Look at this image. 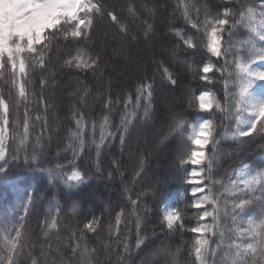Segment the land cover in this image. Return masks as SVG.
<instances>
[{
	"label": "snow or ice",
	"instance_id": "snow-or-ice-1",
	"mask_svg": "<svg viewBox=\"0 0 264 264\" xmlns=\"http://www.w3.org/2000/svg\"><path fill=\"white\" fill-rule=\"evenodd\" d=\"M115 8L109 0H0V76L7 71L15 89L14 100L6 99L0 90V178L10 183L18 199L15 219L4 228L0 264H22L25 250L35 251L28 218L44 200L49 201V208L43 229H56L64 211L86 220L80 234L73 232L70 238L85 242L71 248L69 259L92 264L98 250L88 248L83 233L102 231V218H87L76 199L68 201L65 209L57 195L74 196L93 176H103L105 149L114 148L118 138L122 156L133 128L138 124L155 126L158 88L175 91L184 73L192 74L199 87L186 84L181 90L187 108L164 115L154 146L136 157L132 183L143 180L152 155L178 140L175 157L135 193V199L132 189L124 188L126 203L116 206L119 211L112 208L114 226L109 224L116 247L105 248L116 253V264H131L133 247L142 250L146 242L160 239L155 227L151 238L144 235V225L155 215L164 238L152 255L165 257L166 264H182L181 248L173 251L168 240L177 234L183 237L185 232L194 234L187 248L190 264H264V159L253 161L244 151L264 152V0H221L219 5L214 0H176L173 16L181 23L166 26L165 35L172 39L162 45L159 54L153 51V73L149 75L145 69L123 96L113 99L109 90L98 116H86L74 107L70 116L74 127L67 129L66 143L58 146L51 159L45 155L46 144L51 143V136L45 140L47 119L29 113L40 105L48 111L44 93L55 83L57 71L95 74L101 68L103 54L95 50L93 39L96 24L110 19L122 33L129 31ZM127 13L137 18L131 4ZM145 23L144 36L151 39L155 29ZM53 51L61 53L59 69L51 63ZM76 83L84 106L92 92L86 82L77 79ZM217 84H222V96L217 95ZM188 109L193 110L191 120ZM12 112L15 119H10ZM38 123L42 125L40 134L33 137ZM228 142H234L240 151L233 149L237 158L232 170H225L223 178L217 179L220 161L226 155L223 145ZM93 151L94 163L88 168L85 158ZM122 164L113 155L106 178L114 180V173H119L123 181ZM21 173L33 180H47L43 199L39 191L30 190ZM177 181L183 190L170 200L168 188ZM49 188L57 192L49 196ZM149 199L151 205L146 203ZM130 219L135 226L134 246L122 231ZM224 221H231L230 226ZM43 235L47 237L48 232ZM45 256L42 250L31 257L30 264H45Z\"/></svg>",
	"mask_w": 264,
	"mask_h": 264
},
{
	"label": "trees",
	"instance_id": "trees-1",
	"mask_svg": "<svg viewBox=\"0 0 264 264\" xmlns=\"http://www.w3.org/2000/svg\"><path fill=\"white\" fill-rule=\"evenodd\" d=\"M214 2L219 5L221 0H214ZM109 3L116 5L115 11L121 23L128 25V33H122L118 26L111 22L110 19H104L97 23L93 39L95 50L102 51L103 54L104 62L101 68L95 74L92 72L84 74L75 71H57L55 83L44 93L48 103V111L45 113L42 110L43 106L40 105L36 106L29 113L30 116L40 115L47 119L48 126L45 130V140L47 141L48 136H51V143L46 144L45 155L49 159L57 152L58 146H63L66 143L67 129L74 127V122L70 119L72 109L74 107L79 108L86 116H98L100 115L103 98L107 96L109 90L111 91L113 99L118 95L123 96L125 92L131 91L135 83L144 74L145 69H147L149 75L155 70V66L151 64L153 51L159 54L162 45L167 40L172 39L170 35H165L167 33L166 26L170 23H181V21H177L173 16L176 0H109ZM129 4L136 10V19H133L127 13ZM152 9L155 11L152 12ZM145 22L151 23L155 29L151 39H146L144 36V30L146 28ZM60 62L61 53L53 51L52 65L56 69H59ZM77 79L86 82L92 92V95L88 97L87 103L84 106H81L80 103V94L77 91L79 88V85L76 83ZM186 84H190L193 88L199 87L198 81L193 80L192 74L184 73L181 77L180 87L175 91H170L167 88H158L154 100V107L159 119L155 123V126L151 124H138L136 128H133L122 156H120L118 138L114 141V148L110 151L109 149H105L104 163L106 168L113 155H116L123 161L122 171L125 172L123 181L119 173H114V180L107 179V170L105 168L103 176H93V179L87 185L81 186L80 191L74 196H68L62 193L57 195L58 202L65 209L69 207L68 201L76 199L80 202V206L83 208L84 215L87 218L90 219L92 215L102 218L104 225L102 231L96 234L86 231L83 233L88 248L90 250L93 248L98 250L97 257L92 260V264H97V260L99 264H116V253H110L105 246L109 245L111 248L116 247L114 238H110L109 224L114 226V212L112 208L115 207V210L119 211V207L116 206L126 203L127 194L124 192V188L132 189L133 199H135V193L140 192L155 175L161 172L162 167L166 163H170L174 159L175 151L179 146L178 140L174 141L169 147L163 148L158 154L152 155L148 160V168L143 180L136 184L132 183L133 172L137 164L136 157L140 153H146L154 146L157 138L156 133L164 122V115L170 110H177L182 107L187 108V102L182 100L181 94V90ZM0 90H3L6 99H9V97L13 100L15 99V89L12 87L11 76L7 71L3 76H0ZM35 90L37 93L39 92L38 85ZM215 90L218 96L223 95L222 84H217ZM29 91H32L31 86L29 87ZM32 105H36V101H32ZM120 110H122V105ZM192 111V109H188L190 120L192 118ZM119 114L120 112L117 111V123ZM15 117V112H12L10 119H15ZM19 118L22 123V108ZM87 123H90V121L86 120ZM41 127V124H36L35 130L31 135L35 137L40 134ZM98 135L99 131L97 130ZM223 149L226 155L220 161V171L216 176L217 179L223 178L225 170H232V165L237 158L233 153V149H235L234 142L225 143ZM29 151H31V147H29ZM239 151V149H235L236 153ZM244 151L250 153V158L253 161L258 162L264 159V152L256 151L255 153H251L250 149H245ZM94 156L95 153L93 151L90 156L85 158L86 167L91 168L92 163H94ZM56 162L55 160L52 161V163ZM91 170L92 172L95 171L94 168ZM21 178L30 186V190L36 189L39 191L41 199L44 198L45 191L42 189L47 185L46 179L39 181L33 180L26 173H21ZM182 190L179 181L170 185L168 188L170 200L177 199V192ZM55 192H57L56 189H48L49 196ZM55 202L53 201V203ZM146 203L151 205L152 201L149 199L146 200ZM17 204L18 199L10 183L0 178V249L3 248L4 243V228L6 224L10 225V222L14 221ZM128 207L130 209L131 206L128 205ZM48 208L49 201L44 200L43 205L38 206L28 218V231L34 241L35 251L30 252L26 249L23 254L22 264H30L31 257L39 256L42 250L46 253L44 258L45 264H52L53 260L56 264H76L75 260L69 259L73 255L71 248L77 242L83 245L85 241H76L75 238H70L73 232H76L77 235L80 234V230L83 229V224L86 220L76 213L64 211L58 218V226L56 229H43L44 213L48 211ZM53 214L55 213L53 212ZM48 219L50 221L51 217H48ZM127 223V228L122 227V231L127 233L128 242L134 246V220L130 219ZM157 223V217L155 215L152 216L149 222L144 225V235L151 238L153 228L155 227V231L160 239L153 238L151 242H146L147 246H142V250H137L133 247L130 257L131 264H149V262L150 264H166L165 257L152 255L154 249L160 245L161 239L164 238L160 228L156 226ZM223 223L228 227L231 221H224ZM45 231L48 232L47 237L43 235ZM193 236L194 234L185 232L183 237L177 234L168 240V244L171 245L173 251H175L177 246L181 248L182 255L180 259L182 264H190L187 256V248ZM121 239H124V237L122 236ZM49 249L52 252H49Z\"/></svg>",
	"mask_w": 264,
	"mask_h": 264
}]
</instances>
